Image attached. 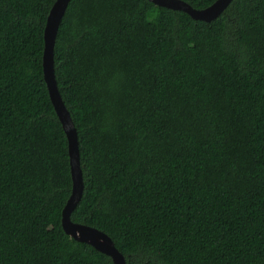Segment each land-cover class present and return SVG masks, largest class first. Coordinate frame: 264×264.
I'll list each match as a JSON object with an SVG mask.
<instances>
[{
    "label": "trees",
    "instance_id": "trees-1",
    "mask_svg": "<svg viewBox=\"0 0 264 264\" xmlns=\"http://www.w3.org/2000/svg\"><path fill=\"white\" fill-rule=\"evenodd\" d=\"M55 2L0 0V264H114L62 227L68 139L43 71ZM54 60L78 131L75 224L127 264H264V0L211 23L72 0Z\"/></svg>",
    "mask_w": 264,
    "mask_h": 264
},
{
    "label": "water",
    "instance_id": "water-1",
    "mask_svg": "<svg viewBox=\"0 0 264 264\" xmlns=\"http://www.w3.org/2000/svg\"><path fill=\"white\" fill-rule=\"evenodd\" d=\"M72 0H56L47 19L45 27V48L43 55L44 79L49 95L67 135L72 174V193L62 212V227L65 233L75 241L88 244L98 252L110 257L114 264H127L123 254L117 249L113 240L96 228L75 224L71 220L72 213L77 209L84 193L83 172L80 163V149L78 131L72 116L66 107L55 78L54 50L60 26ZM159 7L181 11L192 19L211 23L215 21L229 7L233 0H217L206 9H195L181 0H149Z\"/></svg>",
    "mask_w": 264,
    "mask_h": 264
},
{
    "label": "bare ground",
    "instance_id": "bare-ground-1",
    "mask_svg": "<svg viewBox=\"0 0 264 264\" xmlns=\"http://www.w3.org/2000/svg\"><path fill=\"white\" fill-rule=\"evenodd\" d=\"M85 188V187H84Z\"/></svg>",
    "mask_w": 264,
    "mask_h": 264
}]
</instances>
